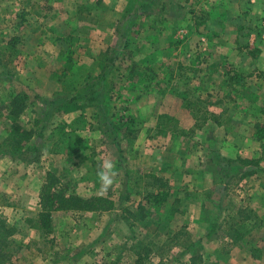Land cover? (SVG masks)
<instances>
[{
    "label": "rangeland",
    "instance_id": "374dc122",
    "mask_svg": "<svg viewBox=\"0 0 264 264\" xmlns=\"http://www.w3.org/2000/svg\"><path fill=\"white\" fill-rule=\"evenodd\" d=\"M18 93L29 150L6 142ZM205 111L221 125L191 134ZM161 114L176 132H160ZM256 122L264 0H0V213L18 229L6 248L14 264H134L142 244H152L147 264H189L193 251L202 264H264V178L250 174L264 161ZM105 161L116 175L102 191ZM47 171L115 208L55 212L43 233L25 219L36 218ZM164 181L165 201L148 200ZM240 207L252 217L233 244L222 229Z\"/></svg>",
    "mask_w": 264,
    "mask_h": 264
},
{
    "label": "trees",
    "instance_id": "16d2710c",
    "mask_svg": "<svg viewBox=\"0 0 264 264\" xmlns=\"http://www.w3.org/2000/svg\"><path fill=\"white\" fill-rule=\"evenodd\" d=\"M19 38L13 37L9 41V44L14 46ZM70 60V55L67 56ZM234 74H236L234 72ZM234 79V78H233ZM232 80V78H230ZM26 96L25 94L18 93L13 96L7 105L5 110L6 117L10 121H14L15 124L11 126L8 131V137L6 142L10 145L12 150H20L25 148L26 150L31 149L29 143L33 139L34 132L31 128L25 127L24 124L18 123L19 116L26 110ZM208 121H213L217 125H221L219 121V115L214 112L205 111L203 122L201 124H195L193 128L189 130L191 134L194 133L196 129L202 128V125ZM127 123V122H126ZM163 124V128L160 131L164 133L166 130L170 132H176L177 121L166 115L161 114L157 117V125ZM169 125H172L169 127ZM253 137L255 140H262L264 138V123L256 122L254 124ZM147 177L153 178L152 186H156L160 178L156 174H147ZM166 182H160L157 186V192H148L146 198L148 200H154V203H162L167 198L163 191H159L160 188L166 187ZM142 206V203H138L137 209ZM38 212L36 218H27L25 221L35 224L36 227L41 228L43 233L49 234L52 229V217L55 212H85V213H104L109 212L115 208V202L109 196L103 195H93L90 197H83L75 192H69L66 190L65 185L57 174L52 171H47L43 178L40 190L38 192ZM252 209L247 207L238 208L239 219L233 218L231 216L230 220L225 223V227L222 229L223 235L230 240V243L237 244L240 239L238 234V226L240 225V220H250ZM133 211L128 212L126 220L133 217ZM18 231L17 227L10 224L6 218L0 213V264H14L10 258V253L6 251L9 244V239ZM177 237L175 235L172 237V241ZM152 244L141 245L138 251L135 252L137 255V263L134 264H147L149 260L144 261L145 255L151 250ZM203 258L200 254L191 253L189 257V264H202Z\"/></svg>",
    "mask_w": 264,
    "mask_h": 264
},
{
    "label": "clouds",
    "instance_id": "9594fccd",
    "mask_svg": "<svg viewBox=\"0 0 264 264\" xmlns=\"http://www.w3.org/2000/svg\"><path fill=\"white\" fill-rule=\"evenodd\" d=\"M115 175L113 163L111 161L103 162L101 169L97 172L102 191H107L109 189L114 182Z\"/></svg>",
    "mask_w": 264,
    "mask_h": 264
},
{
    "label": "crops",
    "instance_id": "0c3cea01",
    "mask_svg": "<svg viewBox=\"0 0 264 264\" xmlns=\"http://www.w3.org/2000/svg\"><path fill=\"white\" fill-rule=\"evenodd\" d=\"M264 139V138H263ZM262 139V140H263ZM261 141V140H259ZM254 142V141H253ZM257 156V155H256ZM258 157V156H257ZM260 157V156H259ZM235 171V170H234ZM253 175V179L255 182H260L262 181L264 178V161L259 163L256 168L254 170L251 171V173ZM245 175H248V173H246ZM254 182V183H255ZM262 186V185H261ZM258 194L261 197V201H264V188H258ZM254 208V207H253Z\"/></svg>",
    "mask_w": 264,
    "mask_h": 264
}]
</instances>
